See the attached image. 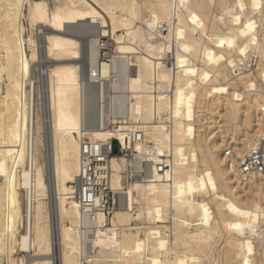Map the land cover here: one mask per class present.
<instances>
[{"label":"bare ground","instance_id":"bare-ground-1","mask_svg":"<svg viewBox=\"0 0 264 264\" xmlns=\"http://www.w3.org/2000/svg\"><path fill=\"white\" fill-rule=\"evenodd\" d=\"M209 1L0 0V264H206L209 256L256 264L264 256V171H241L264 140V0H212L222 32ZM105 36L120 90L109 100L123 121L92 137L125 147L127 133L140 130L129 146L150 170L146 181L127 182L125 159L113 155L110 189L125 204L90 221L73 197L76 134ZM164 162L168 183L151 170Z\"/></svg>","mask_w":264,"mask_h":264},{"label":"built area","instance_id":"built-area-1","mask_svg":"<svg viewBox=\"0 0 264 264\" xmlns=\"http://www.w3.org/2000/svg\"><path fill=\"white\" fill-rule=\"evenodd\" d=\"M102 41L107 47L101 46L98 52V76L93 81L89 77H85L86 85L81 93L83 122L81 129L76 134L80 146V156L73 197L82 213L90 221H93L95 215L99 213L108 219L113 212L123 208L125 204V199H122L110 189L111 173L109 161L113 155L122 156L125 159V170H127L125 178L127 182L146 181L147 170H150L144 160H135V154L132 153L129 146V144L132 145L143 139V134L140 130L127 133L128 137L125 139V147L116 138L99 142L92 137L91 132L97 129L109 133L118 132L121 121H123V118L113 114L117 109V105L114 104L113 106L109 100L111 96L118 95L120 91L116 90L114 79L111 80V77L115 74L110 68L109 61L112 43L110 41ZM103 65L106 66L105 76H101ZM171 89L172 87L168 86L163 91L154 90V94L157 95L158 92L169 94ZM154 122H158L157 117ZM113 142L117 143V154H113ZM263 156L264 140L260 141L244 158L241 164L242 173L248 174L254 170L264 171ZM165 160H169V157H165ZM136 163H139L138 166ZM154 166L155 168H151V170H155L168 183L171 173L169 163H158Z\"/></svg>","mask_w":264,"mask_h":264},{"label":"rangeland","instance_id":"rangeland-1","mask_svg":"<svg viewBox=\"0 0 264 264\" xmlns=\"http://www.w3.org/2000/svg\"><path fill=\"white\" fill-rule=\"evenodd\" d=\"M209 3L211 4V12H210V14L209 15H212L213 17H214V19H215V21L213 22V24H211V25H213V27H214V29L216 30V32H218V31H224V26H223V13L221 12V10H219L217 7H216V3H215V1H212V0H210L209 1ZM27 28H28V33H29V35L30 36H32V34H33V30H32V27L31 26H27ZM102 40H104V41H106V42H108V41H110L112 44V48H113V39L110 37V36H105V37H103L102 38ZM112 50V49H111ZM255 60L256 59H254L253 60V62H252V67L253 68H255L256 67V64H255ZM259 60V59H258ZM257 60V61H258ZM40 64V63H39ZM40 76V75H39ZM36 77L37 78H39L40 79V77H38V73L36 72ZM36 78V79H37ZM38 84V83H37ZM36 83H35V86L37 85ZM37 88L38 87H36V89H35V94L38 92V90H37ZM38 94H39V92H38ZM215 120L216 121H219V125H221L222 126V129H226V131H227V129L228 130H230L231 129V126H229V127H227V125H226V123L224 122V119H222V118H215ZM227 127V128H226ZM215 132H217V130H215ZM112 151H113V154H117L118 153V148H117V143L116 142H113L112 143ZM40 161L42 162V159H40ZM223 239H220V241L218 242V244H217V247L219 248V250L220 251H223ZM256 245V244H255ZM256 246H258V245H256ZM19 254L20 253H17V255L19 256ZM259 259V261H256V264H264V256H261V257H259L258 258ZM209 261H211V257L209 256ZM209 261H206L205 260V263L206 264H211ZM119 264H122V263H119ZM233 264H237V263H233Z\"/></svg>","mask_w":264,"mask_h":264}]
</instances>
